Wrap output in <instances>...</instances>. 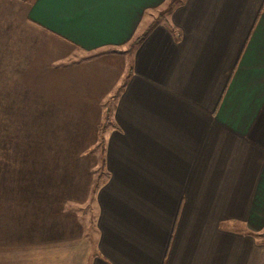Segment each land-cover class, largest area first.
<instances>
[{"label": "crops", "instance_id": "0c3cea01", "mask_svg": "<svg viewBox=\"0 0 264 264\" xmlns=\"http://www.w3.org/2000/svg\"><path fill=\"white\" fill-rule=\"evenodd\" d=\"M10 17L43 84L19 80L25 110L85 116L89 148L114 101L95 248L73 216L55 264H264V0H0Z\"/></svg>", "mask_w": 264, "mask_h": 264}, {"label": "rangeland", "instance_id": "374dc122", "mask_svg": "<svg viewBox=\"0 0 264 264\" xmlns=\"http://www.w3.org/2000/svg\"><path fill=\"white\" fill-rule=\"evenodd\" d=\"M5 21L0 22V264H55L47 246L63 239L78 240V231L69 223L73 216L81 219V235L95 248L94 185L99 175L102 183L104 175L99 169L101 146L98 142L83 146L96 138L95 132H88L90 124L83 115L66 109L64 113L25 110L30 106L19 80L33 81L38 88L43 84L39 68L26 66L30 58L16 50L25 44L21 21L12 17ZM106 100L102 122L113 108V99ZM81 148L85 150L79 153ZM83 157L87 159L81 163ZM82 176L85 189L80 204V192L79 196L73 192L79 190ZM63 189L66 194L57 195ZM262 233L257 237L264 242ZM63 260L70 264L68 258Z\"/></svg>", "mask_w": 264, "mask_h": 264}, {"label": "trees", "instance_id": "16d2710c", "mask_svg": "<svg viewBox=\"0 0 264 264\" xmlns=\"http://www.w3.org/2000/svg\"><path fill=\"white\" fill-rule=\"evenodd\" d=\"M172 1V0H171ZM141 37L138 36L133 43H137L139 41ZM109 121V116L106 117L105 121L102 122L100 125H99V128H98V137H99V144L101 146V149H100V156H101V165L99 167L100 169V172L101 171H104L105 169V137H104V134H105V130H106V126H107V123ZM99 180H100V175L97 177L96 179V182H95V189L98 187L99 185Z\"/></svg>", "mask_w": 264, "mask_h": 264}]
</instances>
